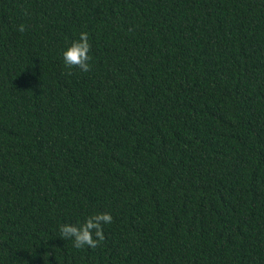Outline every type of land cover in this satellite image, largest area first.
<instances>
[{"label": "trees", "instance_id": "16d2710c", "mask_svg": "<svg viewBox=\"0 0 264 264\" xmlns=\"http://www.w3.org/2000/svg\"><path fill=\"white\" fill-rule=\"evenodd\" d=\"M0 264H264V0H0Z\"/></svg>", "mask_w": 264, "mask_h": 264}, {"label": "clouds", "instance_id": "9594fccd", "mask_svg": "<svg viewBox=\"0 0 264 264\" xmlns=\"http://www.w3.org/2000/svg\"><path fill=\"white\" fill-rule=\"evenodd\" d=\"M17 30L22 33L25 31V26L20 24ZM90 48L88 34L81 32L79 39L73 41L62 53L65 66L69 69L78 68L82 72H89ZM112 220L111 214L98 212L87 217L85 222L79 226L67 223L62 224L59 226L60 238L62 240H71L73 247L76 249H82L85 246L95 249L105 239L103 225L110 224Z\"/></svg>", "mask_w": 264, "mask_h": 264}]
</instances>
